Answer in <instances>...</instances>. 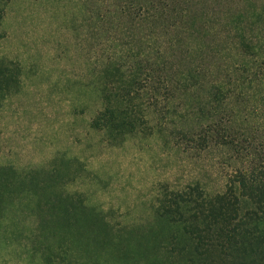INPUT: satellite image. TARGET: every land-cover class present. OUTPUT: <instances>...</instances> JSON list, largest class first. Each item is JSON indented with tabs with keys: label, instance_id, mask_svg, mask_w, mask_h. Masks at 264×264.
<instances>
[{
	"label": "rangeland",
	"instance_id": "obj_1",
	"mask_svg": "<svg viewBox=\"0 0 264 264\" xmlns=\"http://www.w3.org/2000/svg\"><path fill=\"white\" fill-rule=\"evenodd\" d=\"M103 6L91 0H10L5 6L0 60L16 65L19 84L0 104V167L36 173L23 193L2 205L14 203L0 212V264H45L59 248L76 264H153L154 258L173 264L170 239L180 232L165 218L163 205L176 200L174 215L183 216L188 187L213 194L225 183L209 161L217 150L203 159L189 157L156 130L111 145L91 127L102 108L100 74L118 50L115 44L132 39ZM185 8L197 35L173 34L180 41L178 67L198 63L223 78L225 67L238 59L227 50L237 38L226 27L236 29L241 20L248 35H263L264 0H190ZM261 42L257 51L264 54ZM199 189L191 196L195 208ZM77 203L86 207L87 218L91 211L106 217L94 221L88 235L80 234L87 226L83 217L53 219L68 206L76 210ZM38 209L47 233L34 241L29 231ZM175 245L185 248L183 241Z\"/></svg>",
	"mask_w": 264,
	"mask_h": 264
},
{
	"label": "trees",
	"instance_id": "obj_2",
	"mask_svg": "<svg viewBox=\"0 0 264 264\" xmlns=\"http://www.w3.org/2000/svg\"><path fill=\"white\" fill-rule=\"evenodd\" d=\"M9 1L0 0V40ZM91 1L105 4L106 15L118 19V30L127 36L132 32V39L115 44L118 50L108 57L100 74L102 108L91 127L102 132L111 145L156 130L189 157L203 159L219 151L209 161L225 177L221 191L210 194L198 186L188 187L183 201L189 207L183 216L174 215L176 200L163 205L165 218L180 232L170 239L173 264H264V54L257 51L259 42L264 43V27L263 35L253 37L241 20L236 29L226 27L237 38V44L229 43L227 50H235L238 59L225 67L223 78H213L198 63L187 68L176 65L180 41L173 34L197 35L185 8L190 0ZM191 52L189 48L185 56ZM18 84L16 65L0 60V104ZM35 173L0 167V212L14 204L2 207L5 200H12L23 193L26 183H33L28 179ZM195 189L201 191L196 208L191 197ZM74 206L76 210L68 206L55 212L53 219L83 217L87 226L80 230L82 235L93 232L94 221H105L101 211H91L87 218L83 204ZM33 216L36 224L29 232L38 241L47 233L46 220L41 211L34 210ZM106 234L103 230L102 235ZM177 240L185 248L175 247ZM161 247L156 244L154 249ZM73 259L59 248L45 264H76ZM153 264L168 263L154 258Z\"/></svg>",
	"mask_w": 264,
	"mask_h": 264
}]
</instances>
